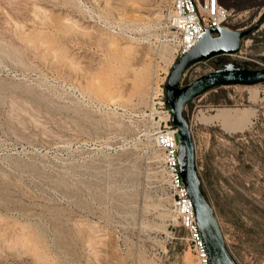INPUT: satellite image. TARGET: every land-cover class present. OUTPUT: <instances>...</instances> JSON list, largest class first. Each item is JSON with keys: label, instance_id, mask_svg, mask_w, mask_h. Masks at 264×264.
Segmentation results:
<instances>
[{"label": "rangeland", "instance_id": "1", "mask_svg": "<svg viewBox=\"0 0 264 264\" xmlns=\"http://www.w3.org/2000/svg\"><path fill=\"white\" fill-rule=\"evenodd\" d=\"M172 1L0 0V264H198L155 143ZM218 1L232 31L264 10ZM229 65L264 69V20L181 85ZM218 110L254 112L229 129ZM184 117L229 254L264 264V84L215 88Z\"/></svg>", "mask_w": 264, "mask_h": 264}, {"label": "water", "instance_id": "2", "mask_svg": "<svg viewBox=\"0 0 264 264\" xmlns=\"http://www.w3.org/2000/svg\"><path fill=\"white\" fill-rule=\"evenodd\" d=\"M263 20L264 10L258 22L247 30L232 31L222 28L205 30V36L172 65L164 85V102L169 111L171 125L176 130L179 174L209 264L237 263L225 246L212 208L203 194L197 172L195 146L190 126L184 117V110L194 99L218 87L264 84V69L248 71L229 65L202 75L186 86H182L181 81L188 69L198 63L237 54L241 41L258 29Z\"/></svg>", "mask_w": 264, "mask_h": 264}, {"label": "built area", "instance_id": "3", "mask_svg": "<svg viewBox=\"0 0 264 264\" xmlns=\"http://www.w3.org/2000/svg\"><path fill=\"white\" fill-rule=\"evenodd\" d=\"M231 16L232 11L222 7L218 0H173L164 14L167 38L173 48L171 65L205 36V30L210 28L229 30L227 24ZM166 114L168 119L164 127L158 129L155 143L162 154L169 186L176 194L174 201L178 199L175 203L179 207L182 200L187 198L178 170L176 130L172 125L167 126L170 118L168 110ZM168 133L170 136H167ZM183 227L190 235V243L198 264H209L194 218L191 222L185 221Z\"/></svg>", "mask_w": 264, "mask_h": 264}, {"label": "bare ground", "instance_id": "4", "mask_svg": "<svg viewBox=\"0 0 264 264\" xmlns=\"http://www.w3.org/2000/svg\"><path fill=\"white\" fill-rule=\"evenodd\" d=\"M253 100H256V93H252ZM254 112V111H253ZM253 112L250 110H243V111H231V110H218L215 118L222 121V123L229 129H241L244 127V124L248 122V117L253 115ZM165 119H168V115ZM170 136V133L167 134ZM183 202L179 204L178 207V214L183 220V225L185 221L191 222L192 218V211L187 199H183Z\"/></svg>", "mask_w": 264, "mask_h": 264}]
</instances>
